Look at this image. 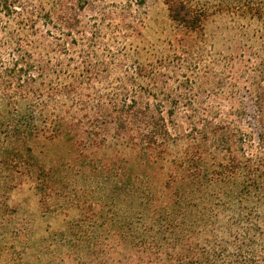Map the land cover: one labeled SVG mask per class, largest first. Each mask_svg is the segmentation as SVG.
<instances>
[{
    "label": "trees",
    "instance_id": "obj_1",
    "mask_svg": "<svg viewBox=\"0 0 264 264\" xmlns=\"http://www.w3.org/2000/svg\"><path fill=\"white\" fill-rule=\"evenodd\" d=\"M164 1L183 38L204 35L211 0ZM127 17L104 0H0V247L264 264V99L254 128L172 97L174 59ZM24 187L37 214L11 202Z\"/></svg>",
    "mask_w": 264,
    "mask_h": 264
},
{
    "label": "rangeland",
    "instance_id": "obj_2",
    "mask_svg": "<svg viewBox=\"0 0 264 264\" xmlns=\"http://www.w3.org/2000/svg\"><path fill=\"white\" fill-rule=\"evenodd\" d=\"M104 1L126 7V24L139 27L142 46L160 58L174 59L170 85L177 91L172 97L205 102L213 112L242 118L245 125L255 128L254 102L264 99V0H211L204 35L189 39L176 31L164 0ZM190 1L197 8L206 2ZM180 39H185L184 45ZM11 202L21 206L22 212L37 214L38 201L28 187L14 192ZM22 251L10 245L0 247V264H61L50 251Z\"/></svg>",
    "mask_w": 264,
    "mask_h": 264
}]
</instances>
